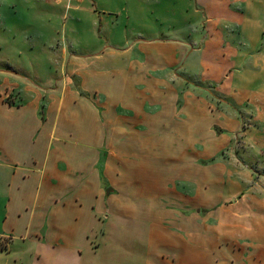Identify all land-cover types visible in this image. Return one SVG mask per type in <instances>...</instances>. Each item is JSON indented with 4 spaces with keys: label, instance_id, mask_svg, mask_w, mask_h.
I'll return each mask as SVG.
<instances>
[{
    "label": "crops",
    "instance_id": "0c3cea01",
    "mask_svg": "<svg viewBox=\"0 0 264 264\" xmlns=\"http://www.w3.org/2000/svg\"><path fill=\"white\" fill-rule=\"evenodd\" d=\"M0 264H264V0H0Z\"/></svg>",
    "mask_w": 264,
    "mask_h": 264
},
{
    "label": "rangeland",
    "instance_id": "374dc122",
    "mask_svg": "<svg viewBox=\"0 0 264 264\" xmlns=\"http://www.w3.org/2000/svg\"><path fill=\"white\" fill-rule=\"evenodd\" d=\"M29 58H35L37 55L40 56L41 54H31L29 53ZM52 55H55V54H52Z\"/></svg>",
    "mask_w": 264,
    "mask_h": 264
}]
</instances>
